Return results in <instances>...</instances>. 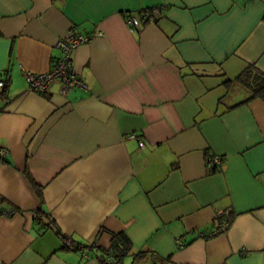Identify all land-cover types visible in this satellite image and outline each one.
I'll list each match as a JSON object with an SVG mask.
<instances>
[{
  "label": "crops",
  "instance_id": "1",
  "mask_svg": "<svg viewBox=\"0 0 264 264\" xmlns=\"http://www.w3.org/2000/svg\"><path fill=\"white\" fill-rule=\"evenodd\" d=\"M157 6L129 28L126 14ZM71 28L103 32L73 52L87 88L30 91L23 70H50ZM249 66L264 72L263 0H0V208L18 210L0 215V264H103L119 233L128 264H264ZM218 211L231 219L201 236Z\"/></svg>",
  "mask_w": 264,
  "mask_h": 264
},
{
  "label": "built area",
  "instance_id": "2",
  "mask_svg": "<svg viewBox=\"0 0 264 264\" xmlns=\"http://www.w3.org/2000/svg\"><path fill=\"white\" fill-rule=\"evenodd\" d=\"M264 1V0H263ZM165 6H157L153 8H146L141 10L140 14H126V22L129 28L133 31L138 30L142 23H153L157 22L160 19L165 11ZM102 31H96L89 34H83L77 32L75 29H69L66 37L60 39L57 42V47L60 49V56L57 58L56 63L53 67L46 72H33L31 70H23L25 80L28 85V89L32 92L43 93L45 92L49 85L55 81L60 80L62 83V94L67 95L75 87L87 88L82 76L78 75L73 69V52L75 49L90 40H93L96 37L102 36ZM6 76L5 72L0 70V90H2L6 85ZM130 137L138 138L135 134H132ZM140 145L143 146L144 143L140 141ZM7 154L6 149L0 150V156L4 157ZM222 157L220 155L212 156V162L216 165L221 164ZM18 212L17 209H2L0 208V215L2 216H12ZM226 214V211H218L216 213V219L220 221L218 228L209 232V233H200L201 236L211 237L226 226V222L220 220L222 216ZM67 248L77 249L76 244L72 240H67L65 242Z\"/></svg>",
  "mask_w": 264,
  "mask_h": 264
},
{
  "label": "trees",
  "instance_id": "3",
  "mask_svg": "<svg viewBox=\"0 0 264 264\" xmlns=\"http://www.w3.org/2000/svg\"><path fill=\"white\" fill-rule=\"evenodd\" d=\"M141 10L138 12L140 14ZM159 20V19H158ZM157 20V21H158ZM6 76V85L3 88V92L6 91L9 85L10 77L7 71H5ZM239 82L244 84L249 91L251 92L250 96L243 101L242 103H247L253 99H262L264 100V72L256 69L255 67L249 66L239 77ZM237 79V80H238ZM1 157V156H0ZM2 158V157H1ZM212 162V156L209 158ZM215 164V163H214ZM215 166H219L218 164ZM216 168L213 167L211 171H215ZM28 177L33 181L32 177L28 174ZM34 182V181H33ZM230 212L224 214L220 220L227 221L230 220ZM65 240H72L71 238L64 236ZM73 241V240H72ZM74 242V241H73ZM66 246V244H65ZM77 249L88 248L92 250V246H81L76 244ZM67 247V246H66ZM95 248H93L94 250ZM132 249V243L129 238L125 234H113V244L112 246L106 250H101L102 254L98 256V259L103 264H124L125 259L130 255Z\"/></svg>",
  "mask_w": 264,
  "mask_h": 264
},
{
  "label": "rangeland",
  "instance_id": "4",
  "mask_svg": "<svg viewBox=\"0 0 264 264\" xmlns=\"http://www.w3.org/2000/svg\"><path fill=\"white\" fill-rule=\"evenodd\" d=\"M127 261H128V259H126V261L124 262V264H128V262H127Z\"/></svg>",
  "mask_w": 264,
  "mask_h": 264
}]
</instances>
